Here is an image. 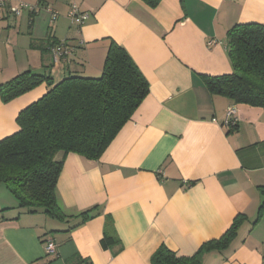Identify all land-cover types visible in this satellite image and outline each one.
<instances>
[{"label": "crops", "instance_id": "1", "mask_svg": "<svg viewBox=\"0 0 264 264\" xmlns=\"http://www.w3.org/2000/svg\"><path fill=\"white\" fill-rule=\"evenodd\" d=\"M20 3L33 11L15 16ZM72 4L89 14L80 28L69 21ZM243 24L264 25V0H159L154 8L142 0H0V84L26 71L54 84L98 78L110 42L148 83L97 161L65 156L56 185L62 220L17 208L0 187V264H150L161 245L190 257L239 216L234 241L202 264H264V209L254 224L264 200V111L212 96L202 79L231 73L227 33ZM59 43L69 53L55 64L49 50ZM47 90L0 101V139ZM229 107L234 129L224 126ZM104 235L113 239L105 248Z\"/></svg>", "mask_w": 264, "mask_h": 264}, {"label": "trees", "instance_id": "2", "mask_svg": "<svg viewBox=\"0 0 264 264\" xmlns=\"http://www.w3.org/2000/svg\"><path fill=\"white\" fill-rule=\"evenodd\" d=\"M142 1L151 8L159 2ZM226 47L232 71L202 76L206 88L212 96L264 111V25L234 26L227 33ZM42 84L48 87L46 93L21 110L17 130L0 139V185L8 189L17 208L62 220L56 185L65 156L97 161L147 96L148 83L127 52L110 42L98 78L74 76L54 84L47 75L26 71L0 84V101L9 103ZM263 209L264 200L254 224ZM89 212L82 213L83 219ZM243 219L236 218L219 239L204 243L190 257H179L161 245L150 264H202L205 253L230 246ZM101 243L105 248L113 239L104 235Z\"/></svg>", "mask_w": 264, "mask_h": 264}, {"label": "built area", "instance_id": "3", "mask_svg": "<svg viewBox=\"0 0 264 264\" xmlns=\"http://www.w3.org/2000/svg\"><path fill=\"white\" fill-rule=\"evenodd\" d=\"M23 10L33 11V8L24 3H20L17 6H13L11 8V13L14 14L15 16H20ZM88 16H89L88 13H82L75 4H72L70 6L68 18L70 23L75 27L80 28L83 25L84 21L88 18ZM49 51L52 60L55 64L58 63L61 57H65L69 53L67 48L64 47V43L52 45ZM236 121L237 120L235 118V109L233 107H229L225 114L224 126L228 128H234L236 127ZM45 252L48 255L55 254V245L51 240L47 241V244L45 246Z\"/></svg>", "mask_w": 264, "mask_h": 264}, {"label": "rangeland", "instance_id": "4", "mask_svg": "<svg viewBox=\"0 0 264 264\" xmlns=\"http://www.w3.org/2000/svg\"><path fill=\"white\" fill-rule=\"evenodd\" d=\"M51 47V46H50ZM0 187H3L5 189V191L7 192L8 195H11L10 192L8 191V189L5 187L4 184L0 185ZM1 188V189H3ZM4 202V198H3V195H2V191L0 192V204ZM13 212V211H12Z\"/></svg>", "mask_w": 264, "mask_h": 264}]
</instances>
